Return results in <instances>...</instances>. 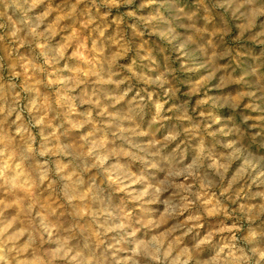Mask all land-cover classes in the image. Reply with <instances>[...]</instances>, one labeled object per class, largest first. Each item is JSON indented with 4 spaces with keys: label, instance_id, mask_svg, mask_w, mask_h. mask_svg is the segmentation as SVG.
Wrapping results in <instances>:
<instances>
[{
    "label": "clouds",
    "instance_id": "1",
    "mask_svg": "<svg viewBox=\"0 0 264 264\" xmlns=\"http://www.w3.org/2000/svg\"><path fill=\"white\" fill-rule=\"evenodd\" d=\"M0 264H264V0H0Z\"/></svg>",
    "mask_w": 264,
    "mask_h": 264
}]
</instances>
